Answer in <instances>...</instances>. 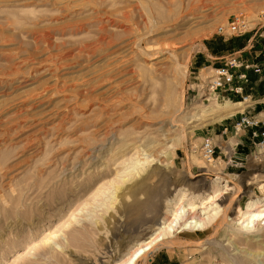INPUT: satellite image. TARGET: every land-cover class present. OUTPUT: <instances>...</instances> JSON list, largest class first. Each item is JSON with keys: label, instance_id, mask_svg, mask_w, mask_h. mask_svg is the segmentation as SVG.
Listing matches in <instances>:
<instances>
[{"label": "rangeland", "instance_id": "374dc122", "mask_svg": "<svg viewBox=\"0 0 264 264\" xmlns=\"http://www.w3.org/2000/svg\"><path fill=\"white\" fill-rule=\"evenodd\" d=\"M206 56L263 64L264 0H0V264H123L180 205L217 216L135 264H264V152L200 155L236 115Z\"/></svg>", "mask_w": 264, "mask_h": 264}, {"label": "built area", "instance_id": "2783aa9c", "mask_svg": "<svg viewBox=\"0 0 264 264\" xmlns=\"http://www.w3.org/2000/svg\"><path fill=\"white\" fill-rule=\"evenodd\" d=\"M220 36L242 37L247 33V24L242 16L231 18L226 26L217 30ZM239 70H242L239 73ZM214 76L208 83V90L212 94H225L227 99L230 95L240 97L239 104L243 108L232 119V124L225 127L220 133L212 132L202 139L200 155L204 162L212 164L217 160V153L226 158L227 148L233 143L234 148L243 146V141L248 140L254 152H264V110L255 112L248 105V97L243 95L244 87L249 85L248 73L262 78L264 76V62L261 65L248 64L239 60L238 57L226 60L217 69H213ZM236 82V85H235ZM237 103V104H238Z\"/></svg>", "mask_w": 264, "mask_h": 264}, {"label": "bare ground", "instance_id": "6f19581e", "mask_svg": "<svg viewBox=\"0 0 264 264\" xmlns=\"http://www.w3.org/2000/svg\"><path fill=\"white\" fill-rule=\"evenodd\" d=\"M231 115H234V113H232ZM140 165H141V163L138 160H136L134 163L131 164V167H130L131 171H129L128 174H131L134 170H138V168H140L139 167ZM228 184H229V181L227 182L225 179L220 178V177H217L215 180H213L210 183L208 189L205 191V193L210 198H209V202H205L204 204H202L203 209H204V205L209 204V203H213L214 199H218L220 194H218L217 192L219 190H223V189L228 190L229 189ZM103 195L105 196V198H107L110 201L114 198V194L112 192L107 191V190H106V192L101 191L100 196H103ZM198 195L199 194L197 193V196ZM174 197H175L174 195H171L170 198L166 199V202L168 204H170ZM258 204H259V202L254 201V202H249L246 205V210H245L246 213L244 214L243 220L240 223L242 226V229H244L246 232L252 231L254 229V226H255L254 223L255 222H257V221L264 222V208L262 210H259V211L256 210L258 207L257 208H255V207ZM262 207H264V205ZM193 212H194L193 208H187L183 205H180L177 209L172 211V213L170 214L169 217H163L162 223L154 231L155 236L152 239H150L148 242L144 243L143 245L139 246V248H136L133 252H131L130 257L123 264H135V262L137 260L141 259L146 253H149L152 250V248L158 242L161 243V242L165 241V244L168 243L166 241H168L170 236L174 235V233L177 231V229H179L180 231L189 230V229H191V230H203L217 216L216 212H214L211 216H209L205 219H199L198 218V220L188 221L186 218L189 215H192ZM165 244L163 243V245H165Z\"/></svg>", "mask_w": 264, "mask_h": 264}, {"label": "crops", "instance_id": "0c3cea01", "mask_svg": "<svg viewBox=\"0 0 264 264\" xmlns=\"http://www.w3.org/2000/svg\"><path fill=\"white\" fill-rule=\"evenodd\" d=\"M253 39H249L248 43L245 47L238 49L236 52L237 53H241L242 51H245L247 49V47H249V45H251ZM215 58L213 59L212 57L206 56L205 62L202 65V69H206V67H215L220 68L222 66V63H218L216 61ZM212 61V62H211ZM216 61V62H215ZM248 78H249V85L244 87L243 90V95L247 96L249 99V104L250 106L253 107L254 104H257V106H254V110L255 112H259L264 110V76L262 78L253 75L252 73H248ZM262 83V84H260ZM236 85V82H235ZM230 98H232V100H230ZM230 98L226 99L224 98L229 104L233 103L232 106L235 108L234 109V115L238 114L236 113V109H241V107L243 106L241 103L239 104L238 102L240 101V97L239 96H235V95H230ZM230 100L231 103L228 101ZM238 103V104H237ZM246 109V107H244ZM232 124V122H231ZM230 124V125H231ZM243 144V147H246L249 145L248 140L245 139Z\"/></svg>", "mask_w": 264, "mask_h": 264}]
</instances>
